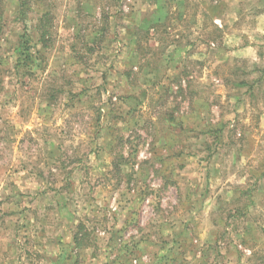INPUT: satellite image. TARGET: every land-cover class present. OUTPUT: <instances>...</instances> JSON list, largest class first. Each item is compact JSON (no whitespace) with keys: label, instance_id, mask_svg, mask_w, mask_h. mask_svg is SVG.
<instances>
[{"label":"rangeland","instance_id":"obj_1","mask_svg":"<svg viewBox=\"0 0 264 264\" xmlns=\"http://www.w3.org/2000/svg\"><path fill=\"white\" fill-rule=\"evenodd\" d=\"M21 1L0 264H264V0Z\"/></svg>","mask_w":264,"mask_h":264},{"label":"trees","instance_id":"obj_2","mask_svg":"<svg viewBox=\"0 0 264 264\" xmlns=\"http://www.w3.org/2000/svg\"><path fill=\"white\" fill-rule=\"evenodd\" d=\"M20 3H22L23 5L22 11L25 12L24 9H25V6H28L27 5L28 2L23 0ZM5 4H6V0H0V35L2 34V30L4 27L3 15L6 10ZM50 22L51 21L49 19V12L47 11V12H44V14L42 13L40 17V21H39L40 39L42 41L41 43L47 48L50 46L49 45V42H50L49 35L51 36V33H52L51 28H50V25H51ZM154 26L155 25L149 26L145 31H142L143 29L139 27L137 28V34L143 32L146 35H150L151 29H153ZM138 43H139V39H138ZM90 235H91V232L88 231L87 229L84 231L82 237L76 235L77 246L79 248L88 247L91 244Z\"/></svg>","mask_w":264,"mask_h":264}]
</instances>
